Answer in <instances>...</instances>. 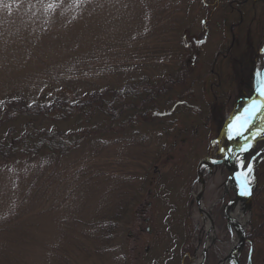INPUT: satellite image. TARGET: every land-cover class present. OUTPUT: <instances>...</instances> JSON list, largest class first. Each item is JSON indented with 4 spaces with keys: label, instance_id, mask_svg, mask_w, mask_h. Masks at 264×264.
<instances>
[{
    "label": "rangeland",
    "instance_id": "rangeland-1",
    "mask_svg": "<svg viewBox=\"0 0 264 264\" xmlns=\"http://www.w3.org/2000/svg\"><path fill=\"white\" fill-rule=\"evenodd\" d=\"M228 1L0 0V144L33 130L80 141L65 154L18 145L0 155V264H218L225 257L233 234L223 207L237 191L225 183L229 170L201 166V206L214 218L213 231L205 233L190 203L200 189L198 162L225 153L227 135L217 131L243 94L228 89V58L216 73L211 65L229 50L249 67L248 50L264 31V0L253 1L236 35L229 32L233 14L225 22L226 9H214ZM196 40L198 56L182 86L172 84L143 107L140 99L125 104L115 118L86 105L93 93L180 77ZM217 90L221 102L212 99ZM53 104L59 108L47 115L28 110ZM263 152L264 132L243 160L245 174L252 161L255 170L264 167ZM257 174L250 181L263 191ZM259 197L244 194L234 203L237 217L236 205L246 206L245 235L261 222L259 209L264 218V193ZM202 231L206 243L197 249ZM245 248L241 264L263 260L264 244L251 255Z\"/></svg>",
    "mask_w": 264,
    "mask_h": 264
},
{
    "label": "trees",
    "instance_id": "trees-1",
    "mask_svg": "<svg viewBox=\"0 0 264 264\" xmlns=\"http://www.w3.org/2000/svg\"><path fill=\"white\" fill-rule=\"evenodd\" d=\"M253 1L254 0H230L228 2H225L224 4H217L216 8H220V6H223L226 11L224 14V21L226 22L227 20H230L229 16L233 14L234 22L230 24L229 32L232 35H236L237 33H243L244 30V25L246 22V17L248 20V15L251 9L253 8ZM213 9V10H214ZM249 24L252 25L254 23V18L250 17L249 19ZM231 22V21H230ZM244 24V25H243ZM243 25V26H242ZM255 25L257 29L263 28L262 25H259L257 22H255ZM248 26V24L246 25ZM264 30V29H263ZM264 31L262 32V36L259 40V42L256 44V46L250 47L248 50V62L249 67L245 68L242 66L243 59L240 56H232L229 53V50H226L224 53L219 52L215 58L214 61L212 62V69L214 70L213 73H216V68H218L224 61L225 59H229L230 63L228 65L227 71L230 75V84L231 85L230 91H232L234 94H242L238 95V97L235 99L234 102H236L238 99L244 96H249L253 93L256 85L259 83L260 78H261V71L264 68ZM191 45H188V51L184 57V66H182V69H184L183 74L180 77L171 78L170 80L166 79L165 81H162L163 83H166L162 85L158 81L154 82H149L147 79H141L138 82H134L132 85H128L126 87H123L122 90H106L103 93H93L90 95L88 98V101L86 105L90 104L95 105L97 103L98 107L109 114L111 117H114L117 115V109L119 110H124L125 104H128V106H131L134 100H139L138 106L143 107L145 105H148L152 100L154 96H161L168 91V89H171L172 84H176L179 86H182L181 80L182 78L187 75L186 72V67L191 68L193 67L192 61H194V58H196L198 55V43L196 41H192ZM258 57V60H257ZM255 63V64H254ZM261 63V65H260ZM210 73L213 77L215 74ZM187 77V76H186ZM212 83V82H211ZM242 83H247L248 90H241V84ZM170 87V88H169ZM213 86L211 87L210 90H212ZM218 91V90H217ZM247 93H249L247 95ZM109 94V96H108ZM221 93L215 92L213 94V100L222 98L220 102L224 99V95H220ZM224 94V92H222ZM222 96V97H221ZM109 99H106L108 98ZM235 104V103H234ZM10 105H12V108L14 109H19L22 106L18 102H12ZM80 106L78 105L77 108ZM118 107V108H117ZM132 107V106H131ZM56 104H53L52 106L48 107L47 105H37L32 108H29L28 110H33L34 112L39 113L40 115H47L50 114V112L47 113L48 109L50 111L52 109H58ZM141 114V113H140ZM143 117L146 115L142 114ZM79 138L75 137L73 134H68L63 131H58V132H53V131H46V130H41V131H27L20 138H16L15 140L12 139L8 145H3L0 144V155L4 157H8L11 152H13L17 146H21V148L26 151V152H37L41 151V149L49 150L52 151L53 153H56L57 150L61 154H65L68 151L72 150L73 148L78 146L79 143ZM259 169V168H258ZM258 169L254 170L250 174V180L252 179V176H254L255 172L257 171V178H263L264 177V167H260L259 171ZM251 184L253 185L254 191V198L255 201L258 200V197L264 193V186L262 187L263 191L260 190L258 186V183L254 184V182ZM260 198V197H259ZM256 212V209H255ZM260 213L259 217H255V219H260L261 220V226L260 223L257 225V228L259 230L257 231H251L249 232V244L246 245L247 248H245L247 251L252 247L251 245L260 235H262L263 230H264V221H263V215L261 209L257 211ZM250 231V228H249ZM259 264H264L263 262H260Z\"/></svg>",
    "mask_w": 264,
    "mask_h": 264
},
{
    "label": "water",
    "instance_id": "water-1",
    "mask_svg": "<svg viewBox=\"0 0 264 264\" xmlns=\"http://www.w3.org/2000/svg\"><path fill=\"white\" fill-rule=\"evenodd\" d=\"M255 100L256 99H253V101H255ZM263 115H264V101L262 102V104L260 106V110L258 112L252 113V114H249L247 112L241 119H239V121L237 123V125L238 124H243L244 123V119L248 120V123L245 126L250 128V130H249L250 132L248 134L246 145L239 143L238 140L235 139L236 135L233 133L231 135V137H230V141H229V143H228V145L226 147V151H225V154H224L223 158L220 159V160L212 159L211 161L214 162V163H217V164H223L229 170L230 175H233L234 174L233 173L234 170L227 165V160L231 157V153H232V151H233V149L235 147L240 146V145L246 146L247 148L250 147L253 138H255L258 135V133H259V131L258 132L254 131V129H255V127H254L255 126V121L259 120ZM203 161H205V160H202V162ZM236 172L239 174L240 180L243 183V185L246 187V189L250 190L249 181L247 180L245 172L240 169V166L237 168ZM201 183L203 184L202 185V189H203L204 188V181L201 180ZM238 199H239V197H236L235 199H233V202L237 201ZM226 209H227V205L224 206L223 212H224V215H225V217H226V219L228 221V224L234 226L235 223L233 221H231L230 217L228 216V214L226 212ZM238 228L240 230L241 237L238 238L234 243H232V245L230 247V250H229V253H228L227 257L223 261H226L227 259H230L232 263L241 264L240 260L238 258V252L243 247L246 235H245V229L241 225H238ZM148 231H150V228H148Z\"/></svg>",
    "mask_w": 264,
    "mask_h": 264
},
{
    "label": "bare ground",
    "instance_id": "bare-ground-1",
    "mask_svg": "<svg viewBox=\"0 0 264 264\" xmlns=\"http://www.w3.org/2000/svg\"><path fill=\"white\" fill-rule=\"evenodd\" d=\"M255 128H257L256 126H254ZM249 133V132H248ZM247 134V133H246ZM263 134V132L261 131V133H260V136ZM237 140H238V138H237ZM234 158H235V156H234V154L232 153V155H231V157L227 160V165L229 166V167H231L233 170H234V175H232L231 176V178L227 181V185L228 186H233L234 184H236L237 185V188H238V185H240L241 186V183L240 182H238V177H237V174L235 173L236 172V170H237V168H236V165H235V161H234ZM215 159L216 160H220L221 158H219V157H215ZM242 188L240 187V190H241ZM239 189H238V191H237V193L239 194ZM241 205H243L242 203L241 204H237L236 205V209L239 211V213L241 214L240 216H235L234 215V213H233V210H234V207H235V205H230V206H228L227 207V210H228V215H229V217H230V219H231V221H233L234 223H235V227H233L232 228V231H233V234L235 235L234 236V239H233V243L237 240V238L239 237V236H241V233H240V230H239V228H238V225H241L242 227H244V223H245V220H241V217H242V215H244V213H245V209H246V206H241ZM199 263H200V261H199Z\"/></svg>",
    "mask_w": 264,
    "mask_h": 264
},
{
    "label": "flooded vegetation",
    "instance_id": "flooded-vegetation-1",
    "mask_svg": "<svg viewBox=\"0 0 264 264\" xmlns=\"http://www.w3.org/2000/svg\"><path fill=\"white\" fill-rule=\"evenodd\" d=\"M209 158V157H208ZM150 184H153V182L152 181H150ZM151 191V189H149L148 190V192H150ZM201 199H202V197H199L198 199L195 197L192 201H190V203H195L196 204V206H198V204L199 203H201ZM199 202V203H198ZM198 203V204H197ZM262 205V204H261ZM197 209H198V207H197ZM262 211V210H261ZM199 213L201 214V217H203L202 219H201V221H202V223H204L205 222V224L206 225H208L207 227H206V230H205V233H207V232H209V231H212L213 229L211 228V225H213V220H214V218L212 219V217H211V215H210V213L209 212H207L206 213V211L204 210L203 212H200L199 211ZM143 217V215H140V218H142ZM223 217V216H222ZM146 219V218H145ZM144 219V220H145ZM263 221H264V218H263ZM260 226H261V222H260ZM257 230H259L257 227L256 228H254V231H257ZM249 231V230H248ZM249 232H251V230L249 231ZM202 233H203V231L202 232H200V237H199V239H198V246H196V248L198 249V247H199V244L202 242V241H205V243H206V239H207V236L205 237L204 236V240H203V238H202ZM205 233H204V235H205ZM245 241H244V244H243V249L246 247V245L247 244H249V241L247 240V239H249V234H247L246 236H245ZM253 244L251 245L252 246V248H253V250H255V248L256 247H258V246H260V245H262V244H264V232L262 233V235H260L254 242H252ZM192 245V244H191ZM242 249V250H243ZM196 252H197V250L195 251V253H194V256H196Z\"/></svg>",
    "mask_w": 264,
    "mask_h": 264
},
{
    "label": "snow or ice",
    "instance_id": "snow-or-ice-1",
    "mask_svg": "<svg viewBox=\"0 0 264 264\" xmlns=\"http://www.w3.org/2000/svg\"><path fill=\"white\" fill-rule=\"evenodd\" d=\"M260 94L264 95V85H262L261 88H260ZM259 110H260V106L255 101H253L252 105L248 109H246L245 111L248 112L249 114H252V113L258 112ZM247 123H248V120L244 119V123L243 124L234 125L233 129H232L234 134L235 135H241L242 134V130L244 129V126ZM247 150L248 149L246 147L242 148V151H247ZM248 171L249 172L251 171V165H249ZM243 194H245V195L249 194L246 188L243 190Z\"/></svg>",
    "mask_w": 264,
    "mask_h": 264
}]
</instances>
